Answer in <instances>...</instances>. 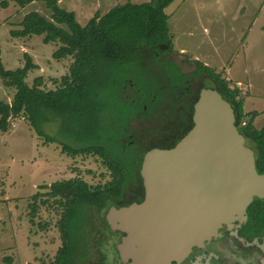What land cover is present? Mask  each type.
Here are the masks:
<instances>
[{
	"label": "rangeland",
	"instance_id": "obj_1",
	"mask_svg": "<svg viewBox=\"0 0 264 264\" xmlns=\"http://www.w3.org/2000/svg\"><path fill=\"white\" fill-rule=\"evenodd\" d=\"M99 1L102 4L98 7H95L98 0H62L59 6L74 5L75 20L84 25L94 15L95 8L103 14L116 4L149 0ZM30 11L50 19V10L42 0H31L23 6L14 1L6 7L0 5V60L5 68L14 69L23 66L27 54L36 67L28 71L25 80L31 84L35 77L41 76L45 88H54L57 85L54 81L68 71L70 62L69 58L52 57L58 43H45L37 34L14 37L10 33L21 27L20 20ZM164 12L170 35L165 55L180 61L196 60L197 69L205 71L200 68L202 64L220 72L230 86H239L242 111H260L252 124L261 128L264 124V0H172ZM164 72L173 78V83H180L182 76L170 64L155 61L145 67L131 60L105 66L102 77L99 75L103 82L101 85L97 82L96 87L100 108L94 135L67 132L54 118L43 126L45 134L53 138L47 141L23 115L10 119L8 129L0 132V264H48L54 258L61 244L56 225L59 213L55 211L56 205H49L53 198L45 194L47 188L40 186L75 177L101 187L113 179L112 170L101 156H72L62 149L61 143L72 147L100 143L114 157L128 162L138 147L130 148V139L122 135L123 129L127 119L137 118L141 111L140 102L130 104L124 96H130L136 87L131 97L144 98L158 81L166 79ZM12 92L0 82L2 98L9 101ZM146 107L152 111L154 104ZM34 194L37 205L31 217L29 205ZM81 222L74 218L69 224L74 242L79 237Z\"/></svg>",
	"mask_w": 264,
	"mask_h": 264
},
{
	"label": "trees",
	"instance_id": "obj_2",
	"mask_svg": "<svg viewBox=\"0 0 264 264\" xmlns=\"http://www.w3.org/2000/svg\"><path fill=\"white\" fill-rule=\"evenodd\" d=\"M10 1L23 6L31 0H0L1 7H6ZM42 1L50 10V19L37 11H30L20 20L21 27L11 30L10 33L14 37L37 34L42 36L45 43H58L52 57L69 58L68 71L58 81H54L57 82L54 88L47 89L41 76L35 77L31 84L25 80L28 71L36 67L27 54L24 55L23 66L14 69L5 68L0 60V82L4 87L13 90L9 101L0 96V132L8 129L11 118L23 115L33 130L38 135L45 136L47 141H53V138L45 134L43 126L54 118L67 132L94 135L98 128L97 117L100 108L96 87L97 82L100 85L103 82L100 81L99 75L102 77L104 67L110 63L142 61L145 60L147 51H159V44L170 46L164 8L172 0H149L141 3L126 1L113 5L103 14L95 12L84 25L75 20L72 10L60 7L57 0ZM60 24H64V27ZM200 66L205 72L210 71L217 91L233 108L235 125L239 132L255 142L260 148L259 159H263L264 124L261 128L252 124L259 112H243L239 88L236 85L230 86L227 80L221 78L220 72L212 71L202 64ZM242 119L245 124L240 126ZM61 145L62 149L72 156H101L113 175V179L101 187L91 186L75 177L40 186L47 188L45 194L53 198L49 205H56L55 211L59 213L56 225L61 244L48 264H76L75 255L79 245L75 244L73 237L71 238L68 229L70 222L74 218L81 220L82 212L90 206H102L104 199L109 195L118 194L132 171L129 169V163L114 157L111 151L100 143H89L81 147H72L66 143ZM135 164L138 168L139 162L136 161ZM32 198L33 202L29 205L31 217L36 211V194ZM49 200L41 202L47 203Z\"/></svg>",
	"mask_w": 264,
	"mask_h": 264
},
{
	"label": "water",
	"instance_id": "obj_3",
	"mask_svg": "<svg viewBox=\"0 0 264 264\" xmlns=\"http://www.w3.org/2000/svg\"><path fill=\"white\" fill-rule=\"evenodd\" d=\"M193 122L173 147L142 153L143 200L110 208L107 220L126 232L118 248L134 258L130 264L163 263L244 217L253 197L264 198V172L216 89H200Z\"/></svg>",
	"mask_w": 264,
	"mask_h": 264
},
{
	"label": "flooded vegetation",
	"instance_id": "obj_4",
	"mask_svg": "<svg viewBox=\"0 0 264 264\" xmlns=\"http://www.w3.org/2000/svg\"><path fill=\"white\" fill-rule=\"evenodd\" d=\"M158 49L159 51H147L145 60L136 62L145 67L152 66L155 61L170 64L182 76L181 81L173 83V78L164 72L163 79H166L158 81L144 98L131 97L137 90L136 87L130 96H124L130 104L140 102L138 109L141 111L137 118L127 119L122 134L130 139V148L138 147L137 153L128 162L124 160L129 163L132 173L118 194L104 199V205H92L82 212V227L78 239H75V244L79 245L75 255L76 264L134 262L132 256L125 255L118 248L126 232L116 226L117 222L111 224L107 220L110 208L117 209L143 200L145 188L140 175L142 153L151 148L173 147L193 126L194 103L200 89H216L212 76L197 69L193 59L183 62L175 56H166L168 45L164 43L159 44ZM127 80L131 81L132 78ZM147 104H154V109L148 110ZM244 138L245 145L253 152L256 171L264 172V157L259 159L260 148L254 141ZM136 161L139 162L138 168ZM158 264H264V198L253 197L245 208L244 217L234 219L229 224H221L208 238L191 244L187 251Z\"/></svg>",
	"mask_w": 264,
	"mask_h": 264
},
{
	"label": "crops",
	"instance_id": "obj_5",
	"mask_svg": "<svg viewBox=\"0 0 264 264\" xmlns=\"http://www.w3.org/2000/svg\"><path fill=\"white\" fill-rule=\"evenodd\" d=\"M58 1V3H59V5H60V3L62 2V0H57ZM99 4H102L101 3V1H99L98 0V2L96 3V5H95V7H98L99 6ZM62 7H64V8H66V9H68V10H72L73 12H74V14H75V16H76V12H75V7H74V5H69V6H62ZM111 8V7H110ZM93 12L95 13V12H99L96 8L95 9H93ZM101 13H103V12H101ZM226 78L229 80V78L226 76ZM235 85V84H234ZM237 87H239V86H237ZM240 88V87H239ZM243 92V91H242ZM253 110H255V109H253ZM261 110H263V109H261ZM252 111V110H251ZM257 111V110H256ZM257 112H259V114H260V111H257ZM258 116V115H257ZM257 116H256V118H257Z\"/></svg>",
	"mask_w": 264,
	"mask_h": 264
},
{
	"label": "built area",
	"instance_id": "obj_6",
	"mask_svg": "<svg viewBox=\"0 0 264 264\" xmlns=\"http://www.w3.org/2000/svg\"><path fill=\"white\" fill-rule=\"evenodd\" d=\"M244 124H245V120L242 119V120L239 122V125L242 126V125H244Z\"/></svg>",
	"mask_w": 264,
	"mask_h": 264
}]
</instances>
